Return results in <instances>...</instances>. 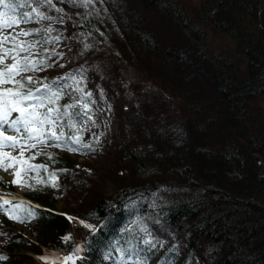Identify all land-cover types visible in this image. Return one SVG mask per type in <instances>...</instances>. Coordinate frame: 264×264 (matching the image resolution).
Listing matches in <instances>:
<instances>
[{"label":"trees","instance_id":"obj_1","mask_svg":"<svg viewBox=\"0 0 264 264\" xmlns=\"http://www.w3.org/2000/svg\"><path fill=\"white\" fill-rule=\"evenodd\" d=\"M124 1L138 21L126 45L127 32L113 27L117 51L108 49L111 15H100L94 0L31 5L46 21L69 24L74 61L50 86L61 93V111L87 103L91 119L75 116V127L61 130L94 145L80 154L96 158L97 175L78 176L77 159L60 150L28 155L72 172L24 175V195L47 210L32 214L29 203L12 202L13 214L0 225L33 220L31 235L10 233L0 244V264H61L77 246L75 264H264V0H197L191 12L183 0ZM216 34L233 46L213 47ZM44 62L22 76L42 78L53 69ZM98 88L112 93L108 104L113 91L120 94L109 106L113 139L102 146ZM54 177L77 196L75 208H55ZM106 180L112 192L104 190Z\"/></svg>","mask_w":264,"mask_h":264},{"label":"rangeland","instance_id":"obj_2","mask_svg":"<svg viewBox=\"0 0 264 264\" xmlns=\"http://www.w3.org/2000/svg\"><path fill=\"white\" fill-rule=\"evenodd\" d=\"M185 1L187 10L190 12L193 10L191 7L196 6L197 0H183ZM94 5L96 6V10L100 12V15L104 13H108L111 15L110 17V27L112 29L110 30V33L112 34V40L114 43H110L108 49L117 51L118 45L120 44L117 40L114 38V29L122 30L127 32L128 37H130L127 41H125V45L130 44L135 40L133 34H132V26L136 24L135 20L138 21V18L130 17L132 12L135 10L131 7L132 4L129 2H125L124 0H94ZM183 7V6H182ZM39 12V11H38ZM40 13V12H39ZM15 18H19L18 16ZM69 28V24L65 20H55V21H46L45 19L39 18L36 16L35 13H33V17L31 22L29 23H21L19 26H15L10 29H5L3 32H0V35H6L10 34L13 36H16L17 33L20 31H28L31 34L27 36H17V41L24 42L25 46L31 44L34 45V47L31 49L30 52H22L20 53L21 56H28L31 59L34 60H43L46 62L51 63L53 66V69L46 70L44 69L42 72L45 74L42 78L37 79L34 74H26V77H32L34 81H38L39 87H42L43 85H50L53 80L60 81L64 80L65 76L67 75L68 66L69 64L72 65L74 58L73 54L75 53L76 47L73 43H69L66 40L67 36V30ZM51 29V31H49ZM115 29V30H116ZM58 38V39H57ZM130 46V45H129ZM128 46V48H129ZM233 46V42L228 37H223L221 34L214 35V44L213 47H217L218 50L220 49H228L229 47ZM5 48H12L14 47V43L10 42L6 45H4ZM103 53H99L98 55H102ZM11 63V61H8ZM42 69V66L40 67ZM146 76L149 73H145ZM115 96V101L119 102L120 94L117 91H113ZM97 93L99 94L101 98H103V102L98 103V108L101 111L105 124L103 128V138H100L97 140L98 146H102L103 144L109 143L113 139L114 134V123L112 119V108L109 106H113V103L115 101H112L113 103H109L110 98L112 97V93L110 91L104 89V88H98ZM115 102V104H116ZM261 106L264 111V101H261ZM14 117H17L18 114L14 113ZM52 131H55L57 134L61 132V127L51 128L50 126H46L45 129V135L43 137L44 142H37L36 140H28L25 137V140L21 141V143L25 144L23 155H20V150L18 148L14 149L12 147H0V179H3L6 181V183L11 186V188H6L3 185H0V218L3 215L12 214L10 203L5 205L3 204L4 200L8 201H16L20 200L21 198L18 196V194H21L24 196V190H23V181H24V175L29 171L30 166H38L42 165L40 163L31 162L26 157L30 154H35L39 151H53V150H60L63 153H67L72 155V157L76 158L79 164L76 165V169L73 171L78 176L84 177L86 179H95L96 178V158H87L80 154L81 152V145L79 144H72L71 147L78 149L77 151L69 150V145L65 144L63 141H53L49 139L50 133ZM4 133H7L5 135H15L18 136L20 134L15 133L10 128H6ZM65 139H68L65 134ZM36 144V147H28L27 145L30 144ZM82 144H90L91 146H94L92 143L87 142L85 140L81 141ZM56 144H59L60 146H56ZM110 144V143H109ZM8 155H3V154ZM258 159V157L256 156ZM7 159V160H6ZM94 161V162H93ZM13 165V167H10L7 172L4 171L3 165ZM48 170L52 172H57L60 176L65 177L72 171H67L64 168L61 167H46L43 165V167L35 168L32 167L31 170ZM16 172L19 173V175H13L12 173ZM16 181V182H13ZM55 186L53 193L55 194L54 197H57V200L55 202V208L57 210H62L64 208H75L78 204V200L76 201L75 195H71L64 191L60 186L58 181V178L54 177ZM104 190L109 192L113 191V185L110 181L106 180L104 183ZM7 190V191H6ZM35 207L32 206V211H35ZM33 214V213H32ZM13 227L8 226H1L0 225V244L2 242H5L8 235L12 233L14 230H20L23 229L27 231L28 236L31 235V232L29 230L30 225L33 224V220L31 222L29 221H23L18 218L12 219ZM29 225V226H25ZM124 264H130L129 260L125 262Z\"/></svg>","mask_w":264,"mask_h":264},{"label":"snow or ice","instance_id":"obj_3","mask_svg":"<svg viewBox=\"0 0 264 264\" xmlns=\"http://www.w3.org/2000/svg\"><path fill=\"white\" fill-rule=\"evenodd\" d=\"M91 0H84L86 6ZM47 3L52 5V0H0V32L5 29H10L15 26H19L21 23H29L32 20L33 13L37 17L42 19H50V17L39 13L36 9L31 8V5ZM28 11H23L24 9ZM59 11V9H57ZM12 12L13 18L8 20L6 17L8 13ZM19 18H15V17ZM51 31V29H49ZM31 33L28 31H20L16 36L6 34L0 35V147H12L20 150V155H23L25 144L21 141L36 140L37 142H44L43 137L45 135L46 126L51 128L66 126L68 128H74L73 119L75 116H84L86 119H91L88 115L90 109H88L87 103L82 100L75 104H68L64 106V110L58 105L60 99V92L52 91V86L43 85L37 87L35 90L31 87H26L25 79L28 84L38 83L34 82L32 77H23L22 73L36 71L39 65H44L43 60H34L28 56H21L22 52H30L34 45L25 46L24 42L17 41V36H27ZM58 39V38H57ZM14 43V47L5 48L4 45L8 43ZM8 61H11L9 63ZM20 77V79H17ZM62 87V86H61ZM76 91L83 92V89L77 88ZM87 96H91V93H87ZM79 108L81 111L72 113L69 109ZM18 114L14 117L13 114ZM67 117L65 124L63 118ZM94 123V121H93ZM5 126L13 130L15 133L20 134L19 137L15 135H5ZM49 139L53 141H63L69 145V150L77 151L78 149L71 147L72 144H79L81 147L91 150L90 144H82V137L77 133L65 139L64 132L61 130L59 134L55 131L50 133ZM28 147H36V144L27 145ZM56 146H60L56 144ZM8 155V154H3ZM13 165H3L4 171L7 172ZM39 168L43 165L30 166ZM14 176L19 173L13 172ZM55 175V174H53ZM16 182V181H13ZM55 186V185H53ZM10 201L4 200L3 204L7 205ZM83 223V222H82ZM85 227L92 228L91 225H85ZM65 241L71 239L70 236L63 238ZM147 243V241H145ZM81 248L77 246L74 252L66 257H63L61 264H68L72 262L75 264L76 253L80 252ZM126 251V250H125ZM0 259L4 257L0 256ZM41 259H47L42 257Z\"/></svg>","mask_w":264,"mask_h":264},{"label":"bare ground","instance_id":"obj_4","mask_svg":"<svg viewBox=\"0 0 264 264\" xmlns=\"http://www.w3.org/2000/svg\"><path fill=\"white\" fill-rule=\"evenodd\" d=\"M6 128H8L7 126H6ZM4 134H7V133H4ZM7 160V159H6ZM3 165V164H2ZM3 168V167H2ZM9 170V169H8ZM10 171V170H9Z\"/></svg>","mask_w":264,"mask_h":264},{"label":"water","instance_id":"obj_5","mask_svg":"<svg viewBox=\"0 0 264 264\" xmlns=\"http://www.w3.org/2000/svg\"><path fill=\"white\" fill-rule=\"evenodd\" d=\"M259 163H260V161H259Z\"/></svg>","mask_w":264,"mask_h":264}]
</instances>
